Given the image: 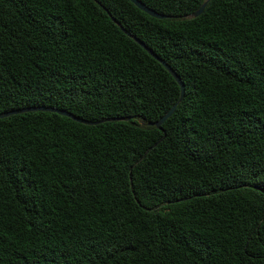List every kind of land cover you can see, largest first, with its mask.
Masks as SVG:
<instances>
[{"label": "trees", "instance_id": "trees-1", "mask_svg": "<svg viewBox=\"0 0 264 264\" xmlns=\"http://www.w3.org/2000/svg\"><path fill=\"white\" fill-rule=\"evenodd\" d=\"M141 1L0 0V264H264V0Z\"/></svg>", "mask_w": 264, "mask_h": 264}, {"label": "water", "instance_id": "water-1", "mask_svg": "<svg viewBox=\"0 0 264 264\" xmlns=\"http://www.w3.org/2000/svg\"><path fill=\"white\" fill-rule=\"evenodd\" d=\"M136 7H138L140 10L146 12L147 14H149L152 17L155 18H167L169 17L166 14H162L159 13L157 11H155L154 9L148 7L145 3H143L141 0H130ZM209 0H205L200 6L199 8L194 11L192 14H190V17H197L199 16L205 6L207 5ZM114 20V19H113ZM115 21V20H114ZM116 24L121 28V30L128 35L129 37H131L135 42H137L143 49H145L152 57H154L159 63L162 64V66L172 75V77L175 79V81L178 83V85L180 86V97H179V101L183 98L184 96V83L182 82L181 78L179 77V75L169 66V64H167L163 59H161L159 56H157L149 47H147L143 41H141L139 38H137L136 36L132 35L131 33L127 32L117 21H115ZM177 103L173 104L170 109L162 116L160 117L157 121L154 122H150L149 125H154L156 126L158 129H162L161 125L163 124V122L169 118L172 113L175 110ZM31 110H43V111H52V112H56L59 113L61 115H65L68 116L70 118H72L75 121L84 123V124H96L98 122H93V121H89L83 118H80L78 116H75L73 114H71L70 112H67L65 110H60V109H56V108H46V107H32V108H26V109H22V110H14V111H10V112H5L0 114V118L5 117V116H9L11 114H15L18 112H23V111H31ZM118 118H107L106 120H116Z\"/></svg>", "mask_w": 264, "mask_h": 264}]
</instances>
